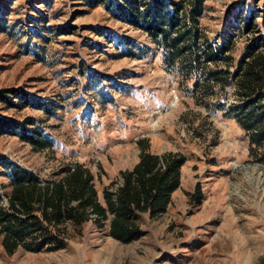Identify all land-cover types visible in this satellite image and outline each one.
I'll list each match as a JSON object with an SVG mask.
<instances>
[{"label": "rangeland", "instance_id": "rangeland-1", "mask_svg": "<svg viewBox=\"0 0 264 264\" xmlns=\"http://www.w3.org/2000/svg\"><path fill=\"white\" fill-rule=\"evenodd\" d=\"M143 1L0 0V120L52 143L39 150L17 130L0 134V205L12 190L10 167L48 183L76 165L93 173L105 204L104 191L122 185L147 140L153 154L186 157L164 227L125 245L110 236L109 221L68 224L63 250L10 256L0 242V264H264V164L225 116L238 102L236 82L206 91L207 73L225 65L199 66L189 77L178 62L167 65L148 34L124 20L122 7ZM205 7L204 37L231 45V71L254 47L264 51V0Z\"/></svg>", "mask_w": 264, "mask_h": 264}, {"label": "trees", "instance_id": "trees-1", "mask_svg": "<svg viewBox=\"0 0 264 264\" xmlns=\"http://www.w3.org/2000/svg\"><path fill=\"white\" fill-rule=\"evenodd\" d=\"M206 2L145 0L122 9L125 22L146 32L163 51L167 65L178 62L186 77L199 66L208 69L209 64L225 65L207 73L205 90L215 86L225 90L236 82L238 102L229 106L225 116L234 119L247 134L250 157L264 164V51L254 47L231 71V45L224 42L214 47L204 37L200 19ZM0 100H7L3 92ZM6 130L19 131L22 141L36 149L52 146L41 133L0 120V134ZM138 145L139 162L121 173L122 185L118 189L104 191L105 204L99 201L93 173L83 165L66 170L61 180L48 183L25 168L10 167L12 190L8 205H0V242L5 253L11 256L20 249L63 250L69 236L67 225L80 230L91 219L100 227L109 221L110 236L125 245L143 241L162 230L172 196L181 186L186 157L173 152L153 154L147 140H140ZM201 198L198 187L191 199L199 202Z\"/></svg>", "mask_w": 264, "mask_h": 264}]
</instances>
